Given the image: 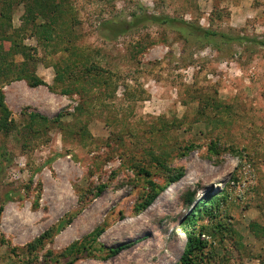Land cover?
Instances as JSON below:
<instances>
[{
    "label": "rangeland",
    "instance_id": "374dc122",
    "mask_svg": "<svg viewBox=\"0 0 264 264\" xmlns=\"http://www.w3.org/2000/svg\"><path fill=\"white\" fill-rule=\"evenodd\" d=\"M32 1L0 0V264H179L193 232L264 264V0Z\"/></svg>",
    "mask_w": 264,
    "mask_h": 264
},
{
    "label": "trees",
    "instance_id": "16d2710c",
    "mask_svg": "<svg viewBox=\"0 0 264 264\" xmlns=\"http://www.w3.org/2000/svg\"><path fill=\"white\" fill-rule=\"evenodd\" d=\"M31 4H33V5L27 6V13L31 14V13L35 12L37 14H41V16L45 19L46 18L45 14H44L45 9L40 4V0H34V1H32ZM54 9H56V8H53L52 10H54ZM52 13H54V12H52ZM151 21L152 22H160V20H158L156 18H152ZM169 22H170L169 20H163L162 21V23H164V24H168ZM199 31L202 33V35L204 37H211L212 36V34L207 32V31H203L201 29H199ZM51 33L53 34L52 30L50 29V27L47 24L40 25V26H38L37 38H38V40L42 39V41H49L53 37ZM261 45H264V44H261ZM16 79H19V78H16ZM40 85H42V83L39 81L32 82V87H38ZM32 129H33L32 127L29 128V124H28L26 127V131H31ZM0 130L4 131V132H8L9 131V125H6V124L1 125L0 124ZM36 130H38V129H36ZM36 130H34L31 133H36ZM1 157H3V155L0 153V158ZM2 166L3 165L0 164V173L2 172ZM140 173L146 177H149V175H150L148 172H145V171H140ZM149 185L151 186V188L155 187L152 183H150ZM99 191L101 192V190H99ZM152 191L154 192L153 196L150 197L149 199H147L144 202V204H142L140 206L141 209H143V208L145 209L147 207H150L154 202H156V195H157V194H155L156 190H152ZM100 192H98V194ZM216 202H218V200L215 198L201 199L198 201L197 204L194 205L193 210H192V214L195 213L194 211L197 210V207H198L199 209L202 210V213L204 215L210 216V214L212 212L211 205H216L217 204ZM184 203L187 207L193 206V204L195 203V194H193V193L190 194L187 192V194H185ZM191 219H192V217L189 218L187 221H191ZM101 233H102V230H99V229L95 230L91 234V238L93 239V241H95V239H97L101 235ZM200 236H201L200 234L196 235V234H194V232H193V234H188L187 242L185 244V249H184V252L180 258L179 264H193L194 262H196L197 260H199L201 258L199 256L202 255V252L205 248V243L201 240ZM43 238H44V236L40 237L38 240H35L34 244L38 243V242H42ZM74 248L75 247H73V249ZM122 249L123 248L110 250L109 251V257L117 256ZM32 250L33 249H31V251Z\"/></svg>",
    "mask_w": 264,
    "mask_h": 264
}]
</instances>
